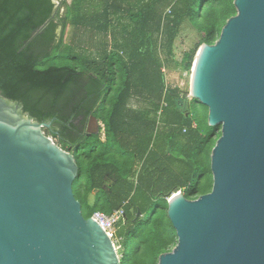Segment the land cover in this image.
Instances as JSON below:
<instances>
[{
  "label": "trees",
  "instance_id": "trees-1",
  "mask_svg": "<svg viewBox=\"0 0 264 264\" xmlns=\"http://www.w3.org/2000/svg\"><path fill=\"white\" fill-rule=\"evenodd\" d=\"M126 1L71 0L58 18L53 0H0V94L50 121L47 134L73 152V192L85 217L124 209L120 264H158L177 242L167 200L179 190L190 199L211 191V152L221 134L209 126L206 106L167 85L169 58L159 49L172 56L189 24L200 38L176 62L189 71L197 48L213 44L236 9L234 0H168L162 16L164 0ZM83 32L104 36L96 54L81 47ZM91 117L97 131L89 130Z\"/></svg>",
  "mask_w": 264,
  "mask_h": 264
},
{
  "label": "water",
  "instance_id": "water-1",
  "mask_svg": "<svg viewBox=\"0 0 264 264\" xmlns=\"http://www.w3.org/2000/svg\"><path fill=\"white\" fill-rule=\"evenodd\" d=\"M234 6L191 67L190 96L220 127L213 186L195 199L168 198L177 242L158 264H264V0ZM50 125L0 94V264H120L105 231L83 215L78 164L46 134Z\"/></svg>",
  "mask_w": 264,
  "mask_h": 264
},
{
  "label": "rangeland",
  "instance_id": "rangeland-1",
  "mask_svg": "<svg viewBox=\"0 0 264 264\" xmlns=\"http://www.w3.org/2000/svg\"><path fill=\"white\" fill-rule=\"evenodd\" d=\"M55 4V14H58V18L64 17L66 12V7L69 4L70 0H53ZM130 2V3H129ZM136 0H127L126 3H124V7H127V5H130L131 3H135ZM170 8V3L168 0L162 1V4H160L159 9L162 12V16H164L165 13H168V9ZM61 26L58 28V34L61 33ZM118 32V30H117ZM67 34V32H66ZM91 34L89 32H83L81 36V47L84 49H87L92 54H96L97 51L100 50V44H98L99 40L104 37L100 33H95L94 36H90ZM156 35V34H155ZM100 37V38H99ZM112 35L108 33L106 36V43L108 46V49L113 48V43L111 39ZM116 37H118V34H116ZM200 36L198 32L192 28L189 24H185L181 30L178 36L176 37L173 45L172 50V56H167L165 50L160 47L159 54L162 59L169 58V61H166L164 63L165 65V73H166V83L169 86L177 87L181 90L182 93H187V101L191 98L190 96V77H191V69L189 71H185L178 67L176 65V62H180L182 59L183 53L185 51L191 50L198 42ZM159 42H163L162 37H159ZM198 49V48H197ZM172 58V59H171ZM132 103L134 104V100H132ZM94 130V128L92 129ZM47 134V129H46ZM48 135V134H47ZM121 245L123 247V251L127 249V239L126 237H122ZM174 247V246H173ZM171 247V250L173 249ZM170 250V251H171Z\"/></svg>",
  "mask_w": 264,
  "mask_h": 264
},
{
  "label": "built area",
  "instance_id": "built-area-1",
  "mask_svg": "<svg viewBox=\"0 0 264 264\" xmlns=\"http://www.w3.org/2000/svg\"><path fill=\"white\" fill-rule=\"evenodd\" d=\"M161 104L164 106L165 102L162 101ZM158 113L160 114V111ZM192 126L193 127L196 126L195 122L192 123ZM90 217L96 220V222L100 225V227L105 231V233L111 239L114 249L118 255V258L121 261L124 256L123 247L121 245L122 237L116 234V230H117V224L121 220H123L124 209L123 208L115 209L110 214H105L101 211H95L91 214Z\"/></svg>",
  "mask_w": 264,
  "mask_h": 264
},
{
  "label": "crops",
  "instance_id": "crops-1",
  "mask_svg": "<svg viewBox=\"0 0 264 264\" xmlns=\"http://www.w3.org/2000/svg\"><path fill=\"white\" fill-rule=\"evenodd\" d=\"M71 1V0H70ZM70 3V2H69Z\"/></svg>",
  "mask_w": 264,
  "mask_h": 264
}]
</instances>
